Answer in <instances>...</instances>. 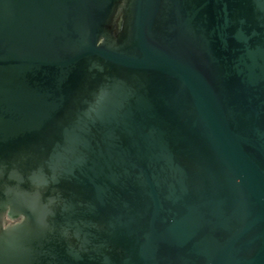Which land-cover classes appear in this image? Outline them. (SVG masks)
<instances>
[{"label":"water","instance_id":"1","mask_svg":"<svg viewBox=\"0 0 264 264\" xmlns=\"http://www.w3.org/2000/svg\"><path fill=\"white\" fill-rule=\"evenodd\" d=\"M0 264H264V0H0Z\"/></svg>","mask_w":264,"mask_h":264}]
</instances>
